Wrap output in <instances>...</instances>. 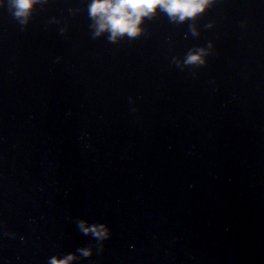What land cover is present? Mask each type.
<instances>
[{"label":"water","instance_id":"water-1","mask_svg":"<svg viewBox=\"0 0 264 264\" xmlns=\"http://www.w3.org/2000/svg\"><path fill=\"white\" fill-rule=\"evenodd\" d=\"M88 3L0 4V264H264V0L115 41Z\"/></svg>","mask_w":264,"mask_h":264},{"label":"clouds","instance_id":"clouds-1","mask_svg":"<svg viewBox=\"0 0 264 264\" xmlns=\"http://www.w3.org/2000/svg\"><path fill=\"white\" fill-rule=\"evenodd\" d=\"M214 0H89L88 15L93 20L95 35L108 32L109 39L115 41L121 36L136 37L143 31L145 18L153 17L158 11L166 13L173 21L183 22L204 12ZM4 0H0L3 4ZM39 0H11L14 14L27 22L34 6ZM207 49L193 50L187 63H204ZM81 228L86 233H93L98 238H106L109 229L105 224L89 226L87 221L81 222ZM91 249H83L84 255L91 254ZM76 255L69 254L63 258H51L50 264H71Z\"/></svg>","mask_w":264,"mask_h":264}]
</instances>
